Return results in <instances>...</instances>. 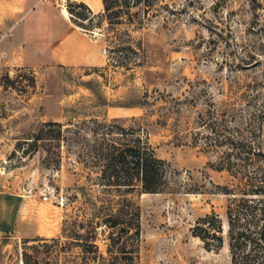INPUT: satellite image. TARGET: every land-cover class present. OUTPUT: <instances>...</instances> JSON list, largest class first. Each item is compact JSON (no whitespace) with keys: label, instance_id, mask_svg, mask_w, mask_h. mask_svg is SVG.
<instances>
[{"label":"rangeland","instance_id":"rangeland-1","mask_svg":"<svg viewBox=\"0 0 264 264\" xmlns=\"http://www.w3.org/2000/svg\"><path fill=\"white\" fill-rule=\"evenodd\" d=\"M54 2L69 21V2L84 3L93 14L102 10L100 0ZM142 9L132 12L139 16ZM147 10L142 28L136 17L134 25L117 27L130 38L107 35L106 24L83 31L98 45L96 67L1 71L0 195L17 200L18 209L15 226L0 228V264H23L24 254L38 264H85L74 231L88 240L97 234V264L114 258L107 254L115 232L108 226L118 198L100 186L90 147L100 136L91 135L92 121H115L113 132L120 126L129 134L107 137L125 142L138 130L170 169L162 192L131 196L140 236L134 253L133 240L124 239L119 264H232L231 197L224 193L234 180L216 170L222 157L195 133L202 131L199 113L207 117L213 104L225 106L242 92L250 110L264 107V0H149ZM121 42L137 51L140 67L129 50L118 52ZM257 116L242 122L259 125L264 116ZM208 216L221 229L216 252L197 237L206 235V227L197 228ZM75 220L85 223L83 230L73 227ZM34 239L48 243H24Z\"/></svg>","mask_w":264,"mask_h":264},{"label":"trees","instance_id":"trees-1","mask_svg":"<svg viewBox=\"0 0 264 264\" xmlns=\"http://www.w3.org/2000/svg\"><path fill=\"white\" fill-rule=\"evenodd\" d=\"M102 10L93 14L91 9L84 3L69 2L67 12L71 15V23L84 32L101 30L102 24H106L107 35L116 34L122 40L130 38L127 29L120 31L117 27L134 25V17L137 24L135 27L142 28L143 21L148 17L149 0H100ZM132 8L142 9L139 16L132 12ZM80 11V12H75ZM121 42L118 52L129 50L134 54L135 67L142 65V58L137 51L122 47ZM120 67L125 64L119 63ZM243 93V92H242ZM240 93L238 100L227 103L225 106L213 104L207 117L199 113L198 125L201 132L195 133L204 140L208 151L220 154L221 162L216 167L218 171H227L234 180L232 187H225V193L231 197L227 207L228 237L232 264H264V121L258 125L254 121L242 122L251 118L264 116V107L259 110H250L243 101ZM246 106V107H245ZM96 130H90L91 135L100 139L90 146L94 158L97 160L100 172V186L105 187L104 192H114L118 200L116 210L112 216L108 229L110 233V246L107 254L111 258L110 264H119L117 255L125 253L126 242L124 239H132V250L137 249L140 236L138 208L131 200L135 193H160L170 185L167 178L170 174L168 165L154 156L153 150L147 144L146 138L138 130H131V139L128 142L121 139H112L107 136L116 133L125 136V129L116 126L113 132L112 122L92 121ZM52 125V124H50ZM59 128L60 125L53 124ZM40 133L43 132L41 129ZM257 132V133H256ZM99 141V142H97ZM197 141V140H196ZM199 141V140H198ZM84 222L73 221V227L84 229ZM99 225V224H96ZM93 231H96V226ZM197 229L206 235L197 234L204 246L212 252L220 250L222 246L221 229L215 217H206L199 223ZM73 237L78 242V247L87 264H97L102 259L95 243L97 234H93L89 240L80 231H74ZM53 243L56 240H52ZM25 244L47 245L45 239L26 240ZM32 257L24 254L23 264H38L32 262ZM132 260V258H131ZM85 263V264H86ZM124 264V263H121Z\"/></svg>","mask_w":264,"mask_h":264},{"label":"crops","instance_id":"crops-1","mask_svg":"<svg viewBox=\"0 0 264 264\" xmlns=\"http://www.w3.org/2000/svg\"><path fill=\"white\" fill-rule=\"evenodd\" d=\"M98 62L94 37L74 26L54 0H0V73L96 67ZM17 209V200L0 195V228L15 226Z\"/></svg>","mask_w":264,"mask_h":264},{"label":"built area","instance_id":"built-area-1","mask_svg":"<svg viewBox=\"0 0 264 264\" xmlns=\"http://www.w3.org/2000/svg\"><path fill=\"white\" fill-rule=\"evenodd\" d=\"M47 198H44V201H46Z\"/></svg>","mask_w":264,"mask_h":264}]
</instances>
